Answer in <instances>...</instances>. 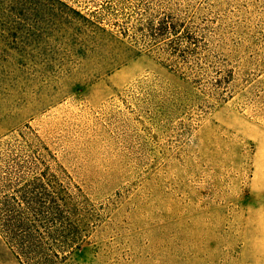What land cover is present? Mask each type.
Listing matches in <instances>:
<instances>
[{
  "label": "rangeland",
  "instance_id": "374dc122",
  "mask_svg": "<svg viewBox=\"0 0 264 264\" xmlns=\"http://www.w3.org/2000/svg\"><path fill=\"white\" fill-rule=\"evenodd\" d=\"M162 1L230 80L207 113L159 58L174 37L126 33L121 18L93 33L50 5L0 0V203L33 198L43 227L38 212L58 217L50 201L63 179L89 212L79 249L56 264H264L246 235L249 208L264 207V0ZM29 131L63 175L30 159L38 147L18 138ZM254 217L264 236V213Z\"/></svg>",
  "mask_w": 264,
  "mask_h": 264
},
{
  "label": "trees",
  "instance_id": "16d2710c",
  "mask_svg": "<svg viewBox=\"0 0 264 264\" xmlns=\"http://www.w3.org/2000/svg\"><path fill=\"white\" fill-rule=\"evenodd\" d=\"M29 1L40 5H50L62 16L72 21L81 19L87 23L86 28L93 33H105L106 29L101 27L104 24L118 28V24L115 23L117 21L114 20L121 18L124 21L122 23L125 25L126 33H152L150 36L154 40L174 37L173 40H169V43L172 44L170 45L171 51L163 52L167 55H161L159 58H163L168 63L173 73L185 76L184 83L191 87L189 95L202 97L205 113L216 104L226 101L230 80L222 74L223 64L217 61L216 56L206 48L207 43L201 42L202 39L200 41L202 47H199V41L195 40L194 33H188V37L179 34L180 28L185 26L186 21L182 14L176 11V8H172L170 1L167 3L162 0H77L82 3L95 4L96 12L91 16L93 20L81 16L80 12L68 7L62 0ZM8 24L6 22V26ZM188 31H192V29L189 28ZM204 40L205 38H203ZM229 73L231 75V72ZM29 132L27 134L20 133L18 138L30 147H38V154L35 151L32 152L29 155L30 159L42 162L43 173L46 176L52 171L63 175L65 173L63 170H53L55 160L51 161L52 157L43 152L47 151L46 148H41V145L39 148L37 144H41V141L38 136L34 135L32 131ZM32 173V171L29 172L31 175ZM59 181L61 182V191L59 194H55L56 197L50 201L56 202L58 217L51 218L49 207H46L43 212H38V214H42L45 224L43 227L33 225L34 219L32 218H36L37 215H32L33 210H29L27 207L33 198H29L27 201L26 197L20 199L9 196L6 197L8 199L6 203H0V245L7 247L11 255L21 264H56L53 260L57 259L59 254L67 256L69 250L79 249V243L86 236L85 219L87 220L89 212L84 202L79 198V194L74 193V196L71 194V187H68L70 186L69 182L63 179ZM11 200L13 205L10 204ZM20 204H24V206L20 207ZM64 248H66L64 251H60ZM1 259L2 255L0 254Z\"/></svg>",
  "mask_w": 264,
  "mask_h": 264
},
{
  "label": "crops",
  "instance_id": "0c3cea01",
  "mask_svg": "<svg viewBox=\"0 0 264 264\" xmlns=\"http://www.w3.org/2000/svg\"><path fill=\"white\" fill-rule=\"evenodd\" d=\"M259 206H254L249 208L248 211V222H247V226H246V235L248 237V239H252L253 240V244L256 245H263L264 246V236L263 234H261L262 228H261V224H255V215L256 214H263L264 213V207L258 208ZM258 208V209H257ZM258 211V213H257Z\"/></svg>",
  "mask_w": 264,
  "mask_h": 264
}]
</instances>
